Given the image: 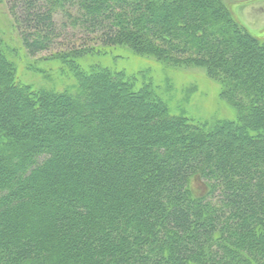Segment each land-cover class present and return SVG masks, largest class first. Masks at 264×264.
Instances as JSON below:
<instances>
[{
  "label": "trees",
  "instance_id": "1",
  "mask_svg": "<svg viewBox=\"0 0 264 264\" xmlns=\"http://www.w3.org/2000/svg\"><path fill=\"white\" fill-rule=\"evenodd\" d=\"M4 1L27 54L57 51L25 83L0 37V264H264V41L226 1ZM148 59L235 118L174 111Z\"/></svg>",
  "mask_w": 264,
  "mask_h": 264
},
{
  "label": "rangeland",
  "instance_id": "2",
  "mask_svg": "<svg viewBox=\"0 0 264 264\" xmlns=\"http://www.w3.org/2000/svg\"><path fill=\"white\" fill-rule=\"evenodd\" d=\"M225 1L235 20L244 26L252 35L264 41V0ZM0 37L3 38L5 45L10 51L15 52L16 50H20L19 54L17 53L16 56L12 53L10 54L13 62L16 61L19 68H21L19 75H21L23 82L26 81L25 83L31 82L36 78L26 70V64L22 61L41 64V60L57 51L51 50L43 52L34 57L27 54L22 47L17 23L14 17L10 15L4 0H0ZM80 43L84 44L85 42L82 41ZM114 51L115 52L111 53L114 58L111 57L110 59H106L103 65H108L111 68H123L127 73H129L132 66V71L137 75V69L140 67H137L138 65L136 66L133 53L127 49ZM146 63L144 67L147 68V65L153 66L148 67V69L153 71V73H157L155 77L158 81L162 82L161 84L164 88L169 86L168 89H171L170 92L166 94L167 96H165L169 98L170 107L174 109V111H184L187 116L197 119L207 118L209 120L213 118L232 120L235 118V110L221 100L218 84L207 79L204 70L193 67L174 68L172 70L165 67L162 71V66L155 62V60L148 59ZM160 74H163V76L161 77ZM52 78L53 75H51L49 79L42 77L43 80L40 83L49 84ZM53 81L57 82V78H53ZM191 188L196 195H202L208 192L206 182L198 177L192 178Z\"/></svg>",
  "mask_w": 264,
  "mask_h": 264
}]
</instances>
